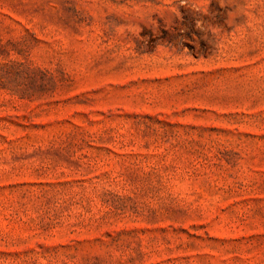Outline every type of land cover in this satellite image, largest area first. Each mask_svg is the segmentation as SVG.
I'll return each instance as SVG.
<instances>
[{
	"label": "rangeland",
	"instance_id": "rangeland-1",
	"mask_svg": "<svg viewBox=\"0 0 264 264\" xmlns=\"http://www.w3.org/2000/svg\"><path fill=\"white\" fill-rule=\"evenodd\" d=\"M0 264H264V0H0Z\"/></svg>",
	"mask_w": 264,
	"mask_h": 264
}]
</instances>
